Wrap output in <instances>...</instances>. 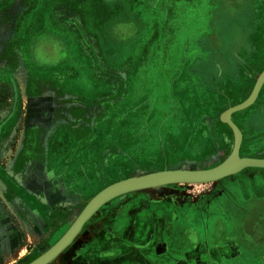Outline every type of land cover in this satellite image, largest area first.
Masks as SVG:
<instances>
[{
	"label": "crops",
	"instance_id": "crops-1",
	"mask_svg": "<svg viewBox=\"0 0 264 264\" xmlns=\"http://www.w3.org/2000/svg\"><path fill=\"white\" fill-rule=\"evenodd\" d=\"M78 1L79 9L70 11L62 4L63 0H29L22 19L26 23L17 49L23 59L32 62V73L40 72L44 86L39 94L23 92L24 110H28L21 121L27 132L32 131L34 139L26 145V133L22 146L20 139L16 151L12 150L14 161L18 162L20 157L24 161L20 170L8 178L16 185L12 196L7 197L5 192L10 183L2 181L0 264H20L28 255L37 258L51 248L74 223L75 219H71L76 207L99 192L102 180L115 175L111 165V160L116 159L113 125L105 127V133L102 126L94 127L77 115L74 125L69 123L71 127L60 130L69 141L54 143L49 151L45 149L43 139L35 132L44 129L52 119L55 107L51 100L58 98L56 103L60 107L70 106L65 100H75V110H85V116L93 110L119 106L127 97L130 84L142 83L143 71L156 60L157 52L175 44L179 28L173 30L170 26L175 11L182 12V7L195 3L121 0L123 6L116 9V14L126 17L127 10L137 19L138 27L135 22H126L130 28L126 23L115 28L113 17L118 0ZM205 2L216 4L212 13L218 18L224 12V27L231 29L230 21L240 19L244 41L238 46L228 45L212 38L210 32H199L200 28L186 34L187 54L180 59L172 82L182 74L179 81L186 88L183 97L196 96L199 108L206 93L198 84L228 79L249 82L245 77L252 76L239 74L237 69L252 66L253 52L259 51V42L255 40L264 34L262 29L254 28L258 23L264 26V0ZM99 8L112 16L107 26L98 17ZM145 14L150 18H145ZM141 20L144 27H151L147 39L139 29ZM197 33L200 35L193 41ZM115 58L119 61H114ZM212 63L219 68L220 75L206 71ZM132 73L136 78L133 81ZM26 75L21 67L22 82ZM54 76L64 89L61 95L48 84ZM73 82L77 84L72 85ZM246 112H234L242 125L232 115L245 138L260 133V124L254 122L258 110ZM258 172L264 173V167H246L202 186L170 184L117 196L101 206L48 264H264V193L258 192L260 195L256 196L246 189V181ZM230 183L242 187V198L231 189ZM45 240L46 245L37 252Z\"/></svg>",
	"mask_w": 264,
	"mask_h": 264
},
{
	"label": "rangeland",
	"instance_id": "rangeland-1",
	"mask_svg": "<svg viewBox=\"0 0 264 264\" xmlns=\"http://www.w3.org/2000/svg\"><path fill=\"white\" fill-rule=\"evenodd\" d=\"M198 1L199 0H194L195 3L189 4L188 7H182V12L175 11V18L170 24L173 30L179 28L177 31L179 33L175 37V44L167 50L157 52L158 55L156 60L143 71L142 83L140 82L141 84L138 85L139 82H132L127 97H122L123 99L119 106L112 110H93L92 113L89 111L90 113L86 116L85 114L79 115V118H84V120L91 123L94 127H96V125L102 126L105 133V127L114 126L116 159L111 160V165L114 166L115 175L113 178L102 180L99 191L111 183L133 175L138 176L164 169H203L213 167L222 163L230 155L233 147L234 131L222 120L221 114L228 107L244 101L251 94L258 77L264 71V34H260L255 40L257 44L259 42V51L258 53L253 52L252 66H245L237 69L239 74L252 76L249 78L245 77V80L249 82H242L240 80L234 82L228 79L227 82L223 81L219 83L218 81H212L210 84H198L197 86L202 88L205 91L204 93H206L204 95L205 97L202 98L203 102L201 104L203 106L199 108V99L197 100L196 96L193 98L191 94H187L183 97V94L185 95L186 93V88L185 85L179 81L182 80L179 79L182 74H179L177 80L172 82L173 73L175 69H178L180 59H183V56L187 54L185 50L186 34L194 28H200L201 30H199V32H210L212 33V38L217 37V39L223 40L228 45L236 46L243 43L244 35H240L241 31H243V23H241L240 19L236 18V20L232 21L227 19V21L231 22L230 27H232L231 29H229L228 26L224 27L223 24H226L224 12L222 13L223 17L218 18L212 13L216 4L210 2V5H207L205 0ZM242 3H244V1H242ZM18 4L19 3L16 5ZM62 4L70 11L79 9L78 0H63ZM122 6L123 2L121 0L115 3V14L113 17L116 23L115 28L118 25H120L121 28L122 23L126 22H135L138 27L137 19L131 17L126 8V17L119 13L116 14V9L122 8ZM262 6L264 10V5ZM8 8L9 7L4 9L6 12L2 16L8 15ZM15 8L16 17L19 10ZM179 9L181 10V7ZM135 10L137 11L138 9L136 8ZM263 14L259 16L261 17ZM98 17L103 20L102 25L104 26H107V23H109L112 18L110 13L107 16L105 10L101 8H99ZM144 17L148 18L149 15L145 14ZM137 18H139L138 15ZM0 19L1 190V186H3L2 177H4L5 174L14 175V162L12 163L11 160V157H14L12 148L15 147L16 140L21 135L22 138H24L26 133L21 121L25 116V99L23 92L26 91V94H28V92H41L44 83L41 81L40 72H38V74L32 73L33 67L28 60L25 61L22 60V58L18 59L17 53L14 50V43L11 41L13 25L10 24L11 22H6L11 21V18L5 19L0 16ZM260 24L261 23H258V26L254 28L257 29L256 31L262 29L264 32V26ZM127 25L128 28H130L128 23H126V26ZM262 25H264V21ZM139 29L141 35L143 37L146 36L147 39L151 27H144L141 20ZM228 30L230 31L228 32ZM213 33L216 34L215 37H213ZM199 35L198 33L193 35L192 40H197ZM135 39H137V37ZM135 39L132 41H135ZM132 44L134 43L132 42ZM191 45L192 43L189 44V46ZM129 46L131 48L135 47L131 44H129ZM114 61L119 60L115 58ZM21 67H23V73L27 74L24 82L20 80V78H22L20 76ZM119 68H121V66H119ZM184 69L185 68H183V70ZM208 69L211 74L216 73V75H220L221 73L219 68L213 65V63L211 67L206 68V71ZM32 74L35 76L34 81H31ZM134 74L135 73H132L130 76L132 81L136 79L133 76ZM36 76L40 78H36ZM185 77L191 78L190 75ZM215 79L217 80L218 78ZM48 84H50L51 87H57L58 85L53 81H50ZM75 84L77 83L73 82L72 85ZM177 85L179 89H176ZM53 95L57 96L55 93H53ZM182 99L183 103H181ZM56 102L58 103L56 97L50 102L51 105L55 107V110L52 111V119L46 127V129H48L45 138L47 140L46 144L49 143V139H51L57 129L64 125L70 126L69 123L75 124L77 121V114L75 110H72L75 108L73 102L72 104L69 102V107H66V105L60 107ZM117 102L116 100V103ZM66 103L68 104V101ZM247 110H264V84L253 105L239 112H246ZM61 111L64 112L61 113ZM236 114L234 115L236 122L242 125L240 117L238 118ZM259 124V134L254 133V136L250 137L248 135L246 138L245 134L243 135V146L241 145L240 155L264 157V122L261 120ZM20 129L24 131L21 133ZM67 141H69L68 137L65 135L62 136V132H59L54 137L55 143H64ZM245 143H247L248 146H245ZM246 182L248 193L256 196L264 193L263 172L256 173L254 178H250ZM179 185L186 186L189 184ZM192 185L202 186V183ZM229 185L237 196L242 198V187L234 183H230ZM258 192L261 193L259 194ZM96 194H91L83 205H79L71 220L77 218L87 203ZM71 220L67 218V221Z\"/></svg>",
	"mask_w": 264,
	"mask_h": 264
},
{
	"label": "water",
	"instance_id": "water-1",
	"mask_svg": "<svg viewBox=\"0 0 264 264\" xmlns=\"http://www.w3.org/2000/svg\"><path fill=\"white\" fill-rule=\"evenodd\" d=\"M263 84L264 71L258 77L251 94L244 101L228 107L221 114L222 120L227 123L234 131V143L232 151L230 155L226 158V160L213 167H209L207 169L203 168V170L178 168L159 170L157 172H151V174H146L142 176L133 175L106 186L87 203V205L75 219L74 223L71 225V227L62 236L60 240H58L51 248H49L47 251L42 253L40 256H38L28 264H46L53 260L77 236L78 232H80L86 220H88V218H91L94 215V212L96 213V210L101 207L102 204L111 196L115 198L128 192L141 189L168 186L170 184L192 185L196 183L204 184L209 182H216L222 177L235 174L246 167L253 166V164H264V158L262 157L254 158L249 156H243L242 159L245 160L239 161L243 133L240 127L232 119V115L234 112L246 109L256 101ZM230 157L232 159H230ZM240 168L242 169L235 172ZM217 178L220 179L215 180Z\"/></svg>",
	"mask_w": 264,
	"mask_h": 264
},
{
	"label": "flooded vegetation",
	"instance_id": "flooded-vegetation-1",
	"mask_svg": "<svg viewBox=\"0 0 264 264\" xmlns=\"http://www.w3.org/2000/svg\"><path fill=\"white\" fill-rule=\"evenodd\" d=\"M17 3H19L18 5H16ZM29 3V0H0V16L1 17H4L5 19H7V18H11L10 20L11 21H6L7 23L8 22H11L10 24H12L13 26H12V28H13V32H12V38H11V41L14 43V50L16 51V53H17V56H18V59L20 58H22V60H25V59H23V55H22V53H19L18 52V47H19V43L21 42V40H22V38H23V30H24V25H25V23H26V21L24 20V22L22 21V19H23V16H24V13H25V11H26V9H27V4ZM18 6V7H17ZM7 7H9L8 8V11H7V13H8V15H5V16H2L5 12H6V10H4L5 8H7ZM18 8V10H19V13L17 14V16L15 17V11L16 10H14V8ZM15 8V9H16ZM1 20V19H0ZM14 21V22H13ZM26 61V60H25ZM31 64H32V62L31 61H29ZM33 65V64H32ZM33 71V70H32ZM32 78H31V81H34V79H35V76L32 74V76H31ZM54 79V80H53ZM30 81V82H31ZM51 81H53V82H55V83H57L58 85H57V87H53L55 90H56V92H57V95H61L62 93H63V91L62 90H64L63 88H61L62 87V85L60 84V82H59V78H57L56 76H54L53 78H52V80ZM61 86V87H60ZM39 93H41V92H38V93H29L28 92V94L27 95H34V94H39ZM0 96H1V94H0ZM58 99V98H57ZM52 101V100H51ZM54 101V100H53ZM59 101V100H58ZM68 102H75V100H67ZM51 104V103H50ZM53 107V106H52ZM18 110V109H17ZM27 110H28V108H27ZM27 110H25V113H24V117L26 118V113H27ZM72 110H75V108L74 109H72ZM75 112H76V114L77 115H80V114H83V113H86L85 112V110H80V111H78V110H75ZM261 120L264 122V110H258V112L256 113V115L254 116V122L255 123H260L261 122ZM49 124V123H48ZM48 124H47V126H48ZM74 125V124H73ZM46 126V127H47ZM66 126H68V127H71V125L69 126V125H64L63 127H60L59 129H57L56 130V132L52 135V137H51V139H49V143L48 144H46V132H47V130L48 129H46V127H44V129H42V130H40V131H38V132H35V135H37V137L39 136V138H42L43 139V144H44V146H45V149L46 150H51V146H53V144L55 143L54 142V137L60 132V130L61 129H63V128H65ZM23 128H24V130H25V127L23 126ZM21 130V133H22V131H24L23 129H20ZM26 131V130H25ZM26 133L28 134V136H27V140H26V145L29 143L28 141H31L32 139H34L33 138V135H32V131H29V132H27L26 131ZM25 133V134H26ZM39 134V135H38ZM21 139V141L19 142V143H21V145L20 146H22V142H23V139L24 138H22V135L16 140V144H15V147L14 148H12V150H14V151H16V149L18 148V141ZM14 155V154H13ZM242 156H243V154H241ZM11 160H12V163L14 162V171H16L17 169H19L20 170V167H22L24 164H22V163H24V161H22L21 160V157H20V160H18V162L17 161H14V157H11ZM15 174V173H14ZM9 176H14V175H10V174H5V176L4 177H2V179L4 180V181H6V182H8V183H10L9 184V188H8V191L7 190H5V192H6V195H7V197H10V196H12L15 192H16V185H15V183L13 182V180H9L8 178H9ZM1 190H0V192H2V190H3V186H1ZM78 207H79V205L76 207V209H75V211H74V213L76 212V210L78 209ZM73 213V212H72ZM68 217H72V216H68ZM65 218H66V216H65ZM69 223H70V221H69ZM46 240L45 241H43V242H41L40 244H39V246L37 247V252H40V251H42V249H43V247L46 245ZM29 247V246H28ZM33 259H35L34 257H32L31 255L29 256L28 255V257L27 258H25L20 264H28V263H30Z\"/></svg>",
	"mask_w": 264,
	"mask_h": 264
},
{
	"label": "bare ground",
	"instance_id": "bare-ground-1",
	"mask_svg": "<svg viewBox=\"0 0 264 264\" xmlns=\"http://www.w3.org/2000/svg\"><path fill=\"white\" fill-rule=\"evenodd\" d=\"M243 157L240 155V159H239V161H243V160H245V159H242ZM255 158V157H254ZM230 159H232L231 157H230ZM251 166V165H250ZM255 166H258V167H264V164H253V166H251V167H255ZM245 167V166H244ZM243 168V167H242ZM242 168H240V169H238V170H236L235 172H237V171H239V170H241ZM205 169H207V168H205ZM168 170V169H167ZM203 170V169H202ZM155 172H157V171H155ZM235 172H232V173H235ZM147 174H151V173H147ZM231 174V173H230ZM143 175H146V174H143ZM229 175V174H228ZM138 176H142V175H138ZM226 177V176H225ZM222 178H224V177H222ZM218 179H220V178H217V179H215V180H218ZM113 198V196H111L110 198H108L103 204H106L109 200H111ZM103 204H102V206H103ZM100 208V207H99ZM99 208L96 210V212L99 210ZM94 214H95V212H94ZM90 218H88V220H89ZM88 220H86V222H88ZM85 222V223H86ZM84 223V224H85ZM83 224V225H84ZM79 233V232H78ZM53 259V258H52ZM46 264H48V263H46Z\"/></svg>",
	"mask_w": 264,
	"mask_h": 264
}]
</instances>
